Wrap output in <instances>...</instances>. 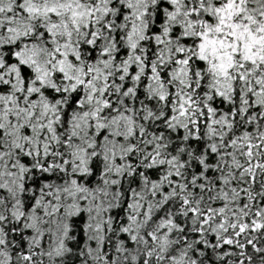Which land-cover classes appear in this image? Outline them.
Wrapping results in <instances>:
<instances>
[{
  "label": "snow or ice",
  "instance_id": "snow-or-ice-1",
  "mask_svg": "<svg viewBox=\"0 0 264 264\" xmlns=\"http://www.w3.org/2000/svg\"><path fill=\"white\" fill-rule=\"evenodd\" d=\"M0 264H264V0H0Z\"/></svg>",
  "mask_w": 264,
  "mask_h": 264
}]
</instances>
